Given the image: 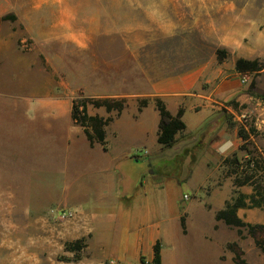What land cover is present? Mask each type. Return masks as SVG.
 Instances as JSON below:
<instances>
[{
	"label": "crops",
	"instance_id": "0c3cea01",
	"mask_svg": "<svg viewBox=\"0 0 264 264\" xmlns=\"http://www.w3.org/2000/svg\"><path fill=\"white\" fill-rule=\"evenodd\" d=\"M225 2H229L230 9L236 8L231 0ZM207 4L222 6L223 2L0 0V58L12 64L14 39L17 37L69 38L71 71L76 73L73 67L78 69V65L80 70H85L79 74L81 80L77 78V86L93 96L127 99L128 104L120 114L111 112L113 119L105 127V140L106 128L118 122V129L113 134L143 146V155L150 154L151 159L166 165L165 171L149 176L147 186L140 182L136 195V192L126 193L122 187L124 176L118 167L119 162L128 159L125 151L110 150L107 140L106 149L98 142L90 145L76 124L84 138L65 137V157L73 178L63 192L64 204L69 207L60 208H69L72 212L68 221L73 231L84 229L85 234H92V240L84 246L85 254L99 264L106 259L144 264L152 257L156 239L160 241L161 264H178L179 248L184 241L193 236L211 240L212 232L224 224L215 220L214 212L234 196V190L251 191L248 185L235 187L230 176L218 173L223 157L236 153L242 142L237 133L241 124L237 123L238 116L230 103L233 99L239 103L246 100L245 86L238 73L227 76L220 67L219 71L211 74V66L201 61L191 65L177 64L174 66L177 71L147 78L143 82L141 73L136 80L134 74L125 69L134 65L141 68L140 56L145 52V37H205ZM181 8L187 11L181 14ZM127 12L143 14L150 26L139 23L140 19L127 24ZM5 14H13L15 19H2ZM2 27H5L4 31ZM99 37H119L123 45L115 52L111 46L95 44ZM232 41L235 43L227 37L221 45L229 48ZM127 53L130 56L126 57ZM25 66L29 68V61L26 59L24 62L21 57V69L24 70ZM83 75L89 78L88 84L82 82L85 79ZM142 98L147 103L138 110L137 100ZM155 98L162 100L171 114H176L179 107L183 108L181 119L185 128L176 133V141L168 148H162L156 140L159 114ZM35 99L39 102L33 108L35 113L57 116L64 112L65 107L70 112L69 100L63 102L50 97L47 101L45 95ZM132 103L134 110L129 118L124 119V112ZM228 113L233 116L229 118ZM106 114L105 110L99 112L102 116ZM228 120L233 124L229 125ZM242 126L247 128L245 124ZM148 142L152 144L150 150L146 147ZM138 157L136 154L135 159ZM174 164L188 166L186 175L173 177L169 166ZM182 184L188 186L186 188L193 192V197L199 196L198 202H193L192 196L182 191ZM205 201L210 208H217L210 210V223ZM252 209L239 208L237 214L249 222L250 214L245 211ZM181 216L184 217L185 232L181 228ZM256 223H264V219ZM209 225L210 234L206 233ZM218 261L222 263L220 255Z\"/></svg>",
	"mask_w": 264,
	"mask_h": 264
},
{
	"label": "rangeland",
	"instance_id": "374dc122",
	"mask_svg": "<svg viewBox=\"0 0 264 264\" xmlns=\"http://www.w3.org/2000/svg\"><path fill=\"white\" fill-rule=\"evenodd\" d=\"M225 1L228 0H222V6L207 4L205 37H145V52L140 56L141 68L134 65L125 69L134 74L136 80L141 73L143 82L147 78L177 71L174 67L177 64L191 65L201 61L211 66V74L221 67L227 76L236 73L238 76L247 75L248 83L243 84L246 100L239 103L233 99L230 103L238 116L237 123L252 126L255 130L246 150L264 153V99L259 96L264 93V0H231L236 6L233 9ZM17 7L21 9V5ZM180 11L183 14L187 9L181 8ZM137 19L146 27L151 24L144 20L143 14L127 12V24H134ZM2 29L4 31L5 27ZM227 37L235 40L229 48L221 45ZM95 44L111 46L116 52L123 42L119 37H99ZM21 57L24 62L28 59L29 68L21 69ZM70 57L69 38L34 39L24 36L14 39L13 65L0 58V264H99L85 254L84 246L92 240V234H85L84 229L73 231L68 221L72 212L69 208H60L69 207L64 204L63 192L73 178L65 157L64 139L76 136L74 138L78 140L84 136L71 121L69 108L65 107L64 112L57 116L33 112L39 104L35 99L38 96L45 95L47 101L50 97L63 102L69 100L70 110L72 99L79 94L103 98L86 93L77 86L78 79L81 80L79 74L85 70H80L79 65L76 69L73 65L76 72L73 73ZM238 58L256 59L260 69L237 71L235 61ZM83 77L82 82L88 84L89 78ZM133 110L134 104H129L123 118H129ZM87 112L99 114L104 112V108L87 104ZM228 116L230 118L233 114L228 113ZM117 127L118 122H115L106 128L107 145L112 151L118 149L127 153L128 159L118 165L124 176L122 187L126 193L136 192V195L140 182L147 186L149 176L165 171L166 165L151 159L150 154L143 155V146L113 134ZM151 145L149 142L146 144L147 150ZM246 150L237 149L236 155L243 158L247 156ZM134 154L139 155L137 160ZM222 166L218 171L220 174L225 171ZM169 167L175 178L185 176L188 168L179 164ZM186 187L182 184V191L190 194L193 202H198L199 196L193 197V192ZM205 206L210 223V210L217 208H210L206 201ZM63 212L69 215L61 216ZM245 212L250 214V223L264 219V209L253 208ZM210 231L211 225L206 233L210 234ZM243 233L244 237L239 238L234 227L223 224L212 232L211 240L188 238L179 248L178 264H219V255L221 264H237L232 259L234 252L227 248L229 242H235L242 250L241 256L247 264H264V254L255 246L253 239L245 231ZM78 238H83V246L75 250L67 247ZM76 255L79 256L77 261L68 260Z\"/></svg>",
	"mask_w": 264,
	"mask_h": 264
},
{
	"label": "trees",
	"instance_id": "16d2710c",
	"mask_svg": "<svg viewBox=\"0 0 264 264\" xmlns=\"http://www.w3.org/2000/svg\"><path fill=\"white\" fill-rule=\"evenodd\" d=\"M2 19L13 20L15 16L13 14H5ZM235 69L240 72L247 70L257 71L260 69V64L256 59L238 58L235 61ZM259 96L264 99V93ZM154 101L159 114L156 140L162 148H168L176 141V133L185 128V123L181 119L183 108L179 107L176 114H171L162 100L155 98ZM146 103V99H138L137 109L140 110ZM87 104H91L93 107H103L107 115L89 114L87 112ZM127 104L128 102L125 97L93 98L84 97L82 94H79L72 99L70 116L72 122L81 127L90 145L98 142L103 149H106L105 127L113 119L111 112L114 111L115 115H118ZM228 124L232 125L233 122L228 120ZM237 133L242 139L238 149L246 150V144L249 143L250 135L254 136L255 134L254 128L249 126L245 129L244 126L239 125ZM246 151L247 156L243 158H239L236 153L223 157L222 165L225 167L224 175L232 178L235 187L248 185L251 191L244 193L239 189H235L234 196L230 200H226L222 208L214 212V218L215 220H221L227 226L234 227L239 238L244 237L243 231H245V234L253 239L259 251L264 254V223H250L243 220L237 214L239 208L264 209V153ZM180 223L182 231L185 232L183 216L180 217ZM82 241L83 238L75 239L73 242L67 244L69 245L67 247L75 250L83 246L81 244ZM160 248V241L156 239L152 247V257L147 262H144V264H161ZM227 248L234 252L232 259L237 264H247L241 256L242 250L238 248L235 242L227 243ZM78 259V255L68 258L70 261H77Z\"/></svg>",
	"mask_w": 264,
	"mask_h": 264
},
{
	"label": "built area",
	"instance_id": "2783aa9c",
	"mask_svg": "<svg viewBox=\"0 0 264 264\" xmlns=\"http://www.w3.org/2000/svg\"><path fill=\"white\" fill-rule=\"evenodd\" d=\"M239 79H240L241 83H244V84L248 83V76L245 74L240 75ZM241 116L244 118V120H246V116L244 114H242ZM183 198H187V196L184 195ZM66 215H69V213H67V212L61 213V216H66ZM104 264H128V263L119 262V261H116L113 259H106L104 261Z\"/></svg>",
	"mask_w": 264,
	"mask_h": 264
}]
</instances>
